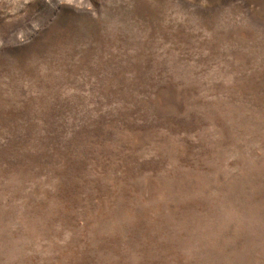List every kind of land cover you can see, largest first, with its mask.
Segmentation results:
<instances>
[{
    "label": "rangeland",
    "instance_id": "374dc122",
    "mask_svg": "<svg viewBox=\"0 0 264 264\" xmlns=\"http://www.w3.org/2000/svg\"><path fill=\"white\" fill-rule=\"evenodd\" d=\"M0 264H264V0H0Z\"/></svg>",
    "mask_w": 264,
    "mask_h": 264
},
{
    "label": "snow or ice",
    "instance_id": "6c2138e0",
    "mask_svg": "<svg viewBox=\"0 0 264 264\" xmlns=\"http://www.w3.org/2000/svg\"><path fill=\"white\" fill-rule=\"evenodd\" d=\"M68 3H72V0H67Z\"/></svg>",
    "mask_w": 264,
    "mask_h": 264
}]
</instances>
